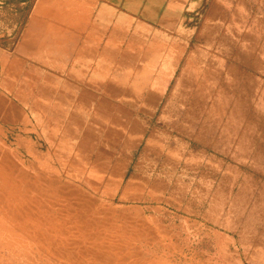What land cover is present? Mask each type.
Instances as JSON below:
<instances>
[{
    "label": "rangeland",
    "instance_id": "1",
    "mask_svg": "<svg viewBox=\"0 0 264 264\" xmlns=\"http://www.w3.org/2000/svg\"><path fill=\"white\" fill-rule=\"evenodd\" d=\"M71 33L127 95L50 67ZM0 264H264V0H0Z\"/></svg>",
    "mask_w": 264,
    "mask_h": 264
},
{
    "label": "crops",
    "instance_id": "2",
    "mask_svg": "<svg viewBox=\"0 0 264 264\" xmlns=\"http://www.w3.org/2000/svg\"><path fill=\"white\" fill-rule=\"evenodd\" d=\"M201 1L202 0H197V9L201 5ZM100 11H101L100 16L98 17L99 19L96 20L97 21L96 25L99 26V28L101 29V24H104V22L107 21V23L105 25H107L106 27L110 28L109 23L111 21H113L112 17L115 14V12H111V10L109 8H106V7L105 8L103 7V9H101ZM37 13H38V11H37ZM82 14H83V18H81V20L83 22H85L87 19H89L88 7H87V12L82 13ZM35 17L38 18L39 14ZM44 19L45 18L43 16V18L41 17L39 21L34 20L31 23V28H33L34 32H35L31 41H32L33 45H36V47H35L36 51H38L37 50V46H39L38 44L43 42L45 35L47 33L46 31L49 30L48 27H46L47 24H46ZM85 40H86L85 34H77V36H75L74 34L71 33L69 36V39L66 40V39L61 38L57 41L60 44V46L58 48L63 50L62 52H60L61 55L51 57V59H53V61H55V63L50 64V67L55 68L57 70L59 76H65L63 74L66 73L67 70H69V69H67L69 62H72L75 60L80 61L79 62L80 67L78 68L80 70V73L77 72V75H76L77 78L76 79L74 77L71 79V81L73 82V83H71V85L76 84V85H78L77 88L81 87V85L82 86L85 84L88 85V82L85 80V77L88 74L87 69H89L90 66H92V65H90V63H86V61H88V59H90L89 54H88V50H85L86 47L80 48L81 42L84 44L86 43ZM87 41H89V39ZM64 43H66V44L63 45ZM63 46H66V47H63ZM69 46H71V47H69ZM96 51H98V50H96ZM120 51H121V48L119 47L117 56H113L112 58H110L108 65H105V63H104L105 59H106L105 57H103V58L98 57L97 62H96V66L95 67L92 66L94 68V73L92 74V78L96 81L97 86L98 85L103 86L104 90L106 89L105 85H107V84H111L114 86L112 88V90L109 89L111 92L108 94L109 95L108 97H106L104 95H102V97H100L101 99L107 100L109 102L120 100V99H122V94H125V95L128 94V92H127L128 89H125L126 92L123 93L122 81L120 79V76L122 74L121 69L123 68L121 66ZM98 53H100V51H98ZM57 61L59 62V64L56 63ZM52 69H50V70H52ZM85 69H86V72H85ZM106 69H109V70L106 71ZM58 74H56V75H58ZM65 77L68 78V76H65ZM65 77H63V78L65 79ZM103 79H105L104 82L101 81ZM48 83L51 85H54L55 82L48 80ZM56 83L54 86H52L53 87V89H51L52 95L47 96L46 94H41L42 103L47 104L49 102V104H50L49 110L51 109L53 112V117L50 121L51 124H50L49 128H73V127H70V123L73 121L74 106L76 105L75 112L80 114V116H82L83 111L88 108V104H86V102H85L87 97L84 94L83 90L72 88L73 86H69L67 84L63 85V83L61 84V82H56ZM65 83H68V82H65ZM45 89L46 88L44 86L41 90L45 91ZM95 90L98 91V88H96ZM54 96H56V97H54ZM95 98H97V99L99 98V95L96 93H95ZM124 98L127 99L126 96ZM56 101H57V103L59 101H63V103H64L61 105L59 104L61 110H60V113H58V114H56L53 110L54 109L53 102H56ZM68 102H70V104ZM59 103H61V102H59ZM47 113H49V112H47V111L45 112V109L41 108L40 115L42 116V123L43 122L45 123L47 121L46 119L49 116V114H47ZM110 118H114L112 113L110 115ZM44 119H45V121H44ZM111 122H112V119H111Z\"/></svg>",
    "mask_w": 264,
    "mask_h": 264
}]
</instances>
